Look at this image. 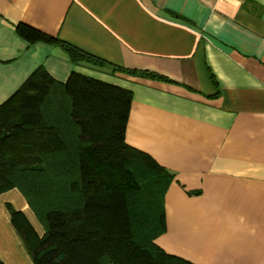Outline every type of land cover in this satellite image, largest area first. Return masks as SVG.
Returning a JSON list of instances; mask_svg holds the SVG:
<instances>
[{"label":"crops","instance_id":"obj_1","mask_svg":"<svg viewBox=\"0 0 264 264\" xmlns=\"http://www.w3.org/2000/svg\"><path fill=\"white\" fill-rule=\"evenodd\" d=\"M25 23L162 81L74 64ZM39 66L132 92L125 142L171 176L155 243L193 264H264V0H0V103ZM38 234L17 189L0 194V261L33 264L7 205Z\"/></svg>","mask_w":264,"mask_h":264},{"label":"trees","instance_id":"obj_2","mask_svg":"<svg viewBox=\"0 0 264 264\" xmlns=\"http://www.w3.org/2000/svg\"><path fill=\"white\" fill-rule=\"evenodd\" d=\"M15 30L30 43L61 47L74 64L170 81L25 23ZM131 101L130 90L74 72L59 82L39 66L0 103V194L17 189L43 229L7 205L33 264H193L155 243L171 176L125 142Z\"/></svg>","mask_w":264,"mask_h":264},{"label":"rangeland","instance_id":"obj_3","mask_svg":"<svg viewBox=\"0 0 264 264\" xmlns=\"http://www.w3.org/2000/svg\"><path fill=\"white\" fill-rule=\"evenodd\" d=\"M119 72L126 74V73H125V72H123V71H119Z\"/></svg>","mask_w":264,"mask_h":264}]
</instances>
